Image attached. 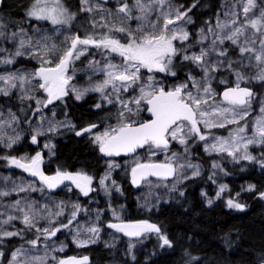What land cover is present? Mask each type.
<instances>
[{
	"label": "trees",
	"instance_id": "trees-1",
	"mask_svg": "<svg viewBox=\"0 0 264 264\" xmlns=\"http://www.w3.org/2000/svg\"><path fill=\"white\" fill-rule=\"evenodd\" d=\"M173 1L181 12L191 9L188 11L187 17L181 21H185L189 17L192 21L187 23L189 39L183 45L180 42H174L176 46L186 48L187 52L197 50L199 46L207 47L210 50L213 37L211 33H208V29L215 30L217 18L221 13L222 5L227 3L226 0ZM228 1L227 4H231L237 0ZM33 2L34 0H2L0 22L6 25L4 31L7 35L15 32L18 28L25 30L29 35H33L34 28L38 27L49 29V32L56 36L49 23L41 24L27 17L26 14ZM64 3L70 9L69 12L75 14V18L68 25L69 30L81 38L94 34L99 39L96 33L91 32L88 26L89 15L81 12L79 0H66ZM193 5L195 6L193 7ZM78 21H80L79 25L76 23ZM201 29H204L209 36V39L203 43L199 42ZM249 30L250 32L254 31L251 28ZM0 39L6 40L4 37H0ZM194 45L195 47H193ZM217 48L227 50V56H219L225 63L222 68L211 74L213 76L212 88L217 93L216 100L221 101L220 94L225 88L235 86L236 76L227 67V63L232 61V68L241 70L248 78L242 81L241 86L249 87L255 92L251 103L253 113L247 119L250 122V119L258 114L262 106L264 82L252 81L251 77L256 74V71L246 63V57L242 58L238 49L230 42H224L222 45L218 43ZM95 51L96 49L92 50V52ZM58 55L59 52L53 54L55 60L53 65L57 62ZM241 59H243L246 67L241 68L236 63ZM16 64L36 66L32 62L21 59ZM173 69L176 72L175 76L164 73L157 74L165 91H169L177 82L188 83L189 75L200 80L202 76L203 79L199 69L190 61H184L182 55L175 57ZM39 95L44 99L46 98L42 89ZM95 99L92 96L83 101H78L71 92H68V95L61 100L54 101L47 107H42V112L47 118H53L58 122L66 121L71 124V126L61 128L50 136L54 142V152L53 156L46 161L44 171L50 176L59 171L72 174L79 173L91 177L92 192L90 196H84L74 188L66 192L64 190L56 191L52 193V196L57 202L63 204L66 202L76 203L78 208H90L89 199L90 197L94 198L97 209L102 212V229L98 233L95 244L84 248L77 247L71 239V232H69L72 225L76 223L72 215L76 209L73 206H65L64 217L56 221L54 226L58 227L71 221L70 226L61 227L57 234L48 238L39 233V240L41 241L38 240L37 244L45 239L50 241L49 243H62L66 245L65 253L61 254L56 251L55 256L61 260L69 256H87L90 259L89 264H264V198L260 195L264 193L263 172L259 171L254 164L246 161L235 162L228 156L219 157L208 154L203 149V141L199 140L196 135L190 136L186 144L183 145L171 141L168 150L185 153L190 161L200 165L201 173L195 178L175 184L176 190L172 195L162 188H154L153 191L157 193L156 195H160L164 199L170 198V200L147 208V211L143 213L138 212L139 205L136 198L143 189L135 190L131 184L130 172L133 167L131 169L122 168L114 172L113 182L118 188V193L111 194L109 198H106L102 194L99 181L104 175L107 160L102 157L98 144L94 142L93 135L84 138L76 135L77 131L86 126L98 124L99 130H101L108 123L114 122V112L118 110L117 106L114 104L94 110ZM0 105L8 110L10 120V114L15 115L18 120L15 125L23 132L22 140L17 147L11 149L0 147V157L19 158L23 155L34 156L37 153L47 157L41 138L37 139V143H32V136L35 135L33 129L35 114L32 106L16 101L11 96L2 95H0ZM3 115L5 112L0 115V118L6 119ZM125 116L127 119H137L140 123L151 119V116H146L143 112L137 115L126 112ZM232 129L233 127L214 128L205 132L213 137L227 135ZM148 147V145L144 146L138 154H143ZM9 160L0 158V177L13 172ZM122 161L123 159L115 160L118 163ZM214 165H219V167H214ZM215 171L218 172L219 182L226 183L229 190L223 192L220 198L208 206L207 201L213 199L215 195L216 189L213 182ZM150 182L158 183L159 180H151ZM248 185H254L255 189L253 191L244 190V187ZM41 187L44 188V186ZM181 193L183 194L181 195ZM31 198L37 199L38 195L33 194ZM228 199L242 204L243 209L230 208L227 205ZM108 200H110L109 203ZM110 206L113 209L122 207L125 210L123 222L145 221L156 225L161 230L159 234L151 233L138 241L139 246L134 251L132 261L129 260V256L132 254L128 250L130 241L115 234L108 227L111 221L108 214ZM79 214L78 211L77 218ZM19 231L21 232L20 236L7 239L1 244L0 248L3 249L4 253L1 264H7L15 250L33 246L29 241L36 239L37 235L26 229ZM81 234L88 235V233ZM110 234L118 236L119 242L111 241L109 239ZM160 234L167 236L172 242L171 247L163 245L162 240L159 239ZM140 243L142 244L140 245Z\"/></svg>",
	"mask_w": 264,
	"mask_h": 264
},
{
	"label": "snow or ice",
	"instance_id": "snow-or-ice-1",
	"mask_svg": "<svg viewBox=\"0 0 264 264\" xmlns=\"http://www.w3.org/2000/svg\"><path fill=\"white\" fill-rule=\"evenodd\" d=\"M237 2L242 6V13L235 11V5H233L230 11L224 13L225 17H228L227 19L220 20L217 18L216 30L212 28L208 29V33H211L213 37L210 50L202 47L199 54L193 53L189 55L186 48L177 47L174 42L179 41L183 45L189 39V33L178 22L187 17L188 11H191L190 8L187 11L181 12L172 5L171 0H135L132 5H129L127 0H124L116 10L119 20L118 24L107 21L103 16L101 17V21L103 22L93 23V28L99 26L107 29V32L102 34L99 39L94 34L86 35L83 38L79 35H70L65 37L64 47L61 49H58L55 44L42 45L43 55L35 53L36 57L42 61V66L38 72L19 75L9 74L7 76L0 75V82H3L5 85L4 87H0V94L8 96L11 90L19 87L23 93L20 97L21 100L34 99V97L29 95L30 90H26L24 85L31 84L32 80H38L40 82L36 87L43 89L47 93V99L44 101L37 100V105L43 104L44 107H47V105L52 104L55 100H61L69 92L67 87L71 79V77L67 76L69 65L85 53L87 50L86 46L91 45L97 49L103 48L106 52L117 54L122 58V63L117 65L109 62L106 66L107 79L102 83L90 89L78 90L73 88L71 91L75 92L76 99L78 100L86 92L94 91L101 93L103 99L108 103H113V96H115L116 100H119L118 94L120 92L127 91L137 84L140 80L141 69H146L148 72L175 76L176 72L173 69L174 59L182 55L184 61L192 62L204 74L203 84L195 78L189 77L195 91L187 90V83L165 91L163 86H158L154 83L155 77H149L147 83L140 85L138 97H133L127 101H120V117L122 119H120L119 123L116 126H110L98 135L93 134L94 142L98 144L100 152L107 156L120 155L121 153L128 154L135 152L137 148H143L145 145H148L150 148L154 146L157 149H167L169 147V139L178 140L181 145L186 144V137L192 135L198 136L201 141L207 140L208 136L202 133L199 127L201 124H203L205 129L209 130L212 128H224L227 125H238L230 131L227 139L214 137L215 142L208 144L205 150L227 153L228 156L233 157L237 162L241 159L253 161L255 157L248 152L249 145L264 146V106L260 108L261 115L255 118L253 134L251 136L245 135L248 125L240 124V121L245 120L250 115L252 98L254 97V93L249 88L241 87V81H245L248 78L241 70L233 69L232 61H229L227 67L234 72L236 85L225 90L222 94V100L217 102L216 94L212 91L209 81L212 78L211 74L219 70L224 61L209 63L206 59L209 56V51L216 53L218 56H227V50L218 49L217 44L222 45L225 41H230L238 49L242 58L246 54H251L247 55V59L249 62L255 61L254 67L257 69V72L251 79L264 82V8H261L258 15L250 16V12L260 7L256 0H237ZM0 3H2V0H0ZM81 3L83 5L82 11L85 12L106 11L100 5L93 6L90 0H81ZM134 10L138 11L139 15H134ZM120 13L123 15L119 16L118 14ZM153 14H155L154 20L151 19ZM241 14L243 15L242 21L238 19ZM27 15L36 20L50 21L53 25H70L71 20L75 18V14L69 13L62 0H34ZM108 15L112 16L114 13L108 11ZM132 19L141 21V24L135 30L127 26V21ZM191 22L190 17L185 20V23ZM173 25L175 27H171ZM5 28L6 25L0 22V37L14 39L18 35V33L13 32L9 37L4 31ZM249 28L254 31L249 33ZM20 31L22 32L23 29ZM113 31L124 34V42H121V39L113 37L111 35ZM208 33H205L204 29L200 30V43L209 39ZM257 37H259V50L255 47ZM44 39H47V37H44ZM19 45L20 47L14 54L15 56L25 55L20 49L25 48V46L31 47V42L20 39ZM78 46L81 47L78 48ZM0 51H3V49H0ZM55 52H59V55L57 62L53 65V61L48 57L50 53ZM0 62L11 64L13 60L5 58ZM236 63L241 68L246 67L243 59L236 61ZM44 64L53 66L45 67L43 66ZM109 86L112 88V94L105 93V90ZM141 102L149 106L147 111L154 118L150 119L149 122L137 125L135 121L125 118V110L134 115L140 111ZM130 104H135L137 107L133 109L129 107ZM96 107L99 108L101 105L97 104ZM36 111H40V108L38 107ZM10 115V121L0 122V143L5 144L6 147H11L20 139L18 133L15 136H9L4 130L6 126L10 128L12 123L18 122L14 114ZM58 127V125H54L48 131H56ZM95 127H97L95 124L90 125L81 131H77L76 135H82L85 132L92 133V129ZM185 128H187V133L181 135V133H184ZM43 134L45 133L37 130L36 135L32 136V143H37V136ZM45 147H49V145H45ZM242 149L243 151H241ZM237 153H240V155L237 156ZM0 158L10 159L12 165L23 169L32 176H38L49 189L55 188L64 180H70L76 184V187L84 195H88V192L91 190L89 185L92 179L83 174L77 173L73 175L72 173L58 171L55 176H45L40 170L42 157L39 153L31 158ZM260 163L264 167V161H260ZM186 166L195 167L190 164L179 165L181 169ZM214 167H219V165H214ZM176 171L177 169L173 167L171 162L164 164L137 163L132 168L131 174L133 183L138 184L139 179L148 176H163L166 178L174 175ZM199 174L197 168L193 175L198 176ZM100 184L104 185L105 180H100ZM254 187V185L249 186L248 190L253 191ZM225 188L226 186H221L220 192H224ZM35 190L34 187L29 185L28 187H14L11 191L19 193ZM8 195H10V191H0V196ZM260 195L264 198V193ZM207 203L211 206L213 201L209 199ZM227 205L230 208L243 209L242 204L234 202L232 199H228ZM10 207L16 211H20L22 216L8 215L7 219L0 221V225H7L13 220L20 219L27 229L36 228V231L44 235L45 238L54 236L61 230V227L67 228L71 223L69 221L55 228L45 227L41 229L36 227L40 218L48 219L51 225L54 222L52 217L62 215L63 209L61 206H57L60 209L57 212L47 209V206L37 211L33 204H28L25 209L21 206V201L17 200ZM74 207L78 208V206ZM41 211H46L47 215L41 217ZM72 215L75 216L76 212L74 211ZM108 227L118 232H123L128 236H139L145 231H153L158 234L161 232L160 228L156 225L148 224L147 222L140 224H109ZM86 231L91 235L88 240H77L80 246H84L89 242L94 243L98 238L100 229L89 227ZM20 235V231H7L0 228V237L11 238ZM159 239L162 240L163 245L172 246V242L166 235L160 234ZM38 240L39 236L29 241V243L35 247ZM22 254L25 258L20 261L18 258ZM3 256L4 253L0 252V258ZM52 259H55V257H52ZM87 259V257H84L83 261H79L75 257H72L68 260H60L58 264H86ZM46 260L47 253L44 256L35 255L29 257L22 249H17L12 254L9 264H46Z\"/></svg>",
	"mask_w": 264,
	"mask_h": 264
},
{
	"label": "rangeland",
	"instance_id": "rangeland-1",
	"mask_svg": "<svg viewBox=\"0 0 264 264\" xmlns=\"http://www.w3.org/2000/svg\"><path fill=\"white\" fill-rule=\"evenodd\" d=\"M64 1H66V0H62L63 4L65 6ZM90 2L92 3L93 6L100 5L103 9L106 10V11L97 10V11H93L91 13L82 11L83 5L81 3V0H79V3H81V8H80L81 12H85L89 15L88 26H89L91 32L96 33V35H98V37L100 38V36L102 34H105L107 32V29L101 28L99 26L93 28V23L94 22H103V21H101V17L103 16L106 18L107 21L118 24L119 20H118L117 15H116V10L121 6V4L124 2V0H106V2H105V0H90ZM127 2L129 3V5H132V4H134L135 0H127ZM226 2L228 3L229 1L226 0ZM256 2L258 5H260V7H257L256 9L253 10V12H250L249 13L250 16L258 15L261 8H264V0H256ZM171 3L175 8L178 9V7L175 5L173 0H171ZM227 3L222 5V10H221V13L219 15L220 20H224V19L228 18V17H225L224 13L226 11H230L232 9L233 5H235V11L242 13V6L237 1H234L231 4H227ZM65 7L68 9V11H70V9L67 6H65ZM108 11H111L112 13H114V15L109 16ZM118 15L122 16L123 14L120 13ZM134 15H139V12L134 10ZM27 17L31 20L38 21L41 24L49 23L50 26L52 27V29L55 31L56 36L52 32H49V29L46 30L45 28H38V27L36 28L35 27L33 35L27 34L25 30H23L21 32L20 31L21 28H18L15 31L16 33H18V35L14 39H9V38H6V40L0 39V49H3V51H0V61H3L5 58H9V59L13 60V63H11V64H5V63L0 62V64H1L0 65V75L7 76L9 74L19 75V74H29V73L38 72L39 68L42 66V61L36 57L35 53H39L41 56L43 55L42 45H44V44H47V45L55 44V45H57L58 49H61L64 47L65 37L70 36V35H75L69 30L68 25H53V24H51L50 21L36 20V19L29 17L28 15H27ZM151 19H153V20L155 19V14H153L151 16ZM238 19H240L242 21L243 15L241 14V16L238 17ZM76 23L79 25L80 21H78ZM178 23L183 25L184 29L187 31V23H185V21H179ZM139 24H141V21H138L135 19L127 21V26L133 30H135ZM171 27H175V25H173ZM146 30H148V29H146ZM248 32L251 33L249 29H248ZM111 35L113 37L121 39V42H124V34L113 31L111 33ZM8 36L10 37L11 33ZM44 37H47V39H44ZM20 39L30 41L31 47L25 46V48L20 49L21 51H23L25 53V55L15 56L14 54H15L16 50L20 47V45H19ZM176 42H179V41H176ZM225 42H230V41H225ZM79 47H81V46H79ZM193 47H195V45ZM202 47L206 50H209L207 47L199 46L197 50H194V51L190 50L187 52V54H189V55H191L193 53L199 54V51ZM255 47L257 48V50H259V37L257 38V43H256ZM86 48H87V50L85 51V53L83 55H81L79 59L74 60L73 63L70 65L69 70L67 71V76L71 77L67 87L69 89V92H71V94L74 95L75 98H76V94H75V92L71 91V89H73V88L78 89V90L90 89V88L102 83L105 79H107V76H106L107 64L109 62H111L113 64H117V65L122 63V58L115 53L106 52V50H104L103 48L97 49L91 45L86 46ZM94 49H96V51L92 52V50H94ZM53 54H55V53H50L48 58H50L54 62L55 60L53 58ZM247 55H251V54H246V56H245L246 57V63L248 65H251L253 67V69L257 72V69L254 67L255 61L253 60V61L249 62V60L247 59ZM20 59L23 61H26V62H32V63L36 64V66L30 67V66H23L21 64H16L17 61ZM206 59L209 63H215L216 61H224L218 55H216V53H213L211 51H209V56ZM224 63H225V61H224ZM193 65H195V64H193ZM223 65L220 68H222ZM43 66L49 67L51 65L44 64ZM199 71H200V69H199ZM200 73H201V75H203V78H204V74L201 71H200ZM157 74H158V72H148L146 69H141L140 80L137 82V84L134 85L132 88H129L127 91L120 92L118 94L119 100H116L115 96H113V100H114L113 103H108L106 100L103 99L101 93L94 92V91H88L82 96L81 99H79V100L77 99L78 101H83L89 97L94 96L96 98L95 104L93 106L94 110H99V109H102L104 107H109V106L114 105V104L117 106L118 110H116L114 112V122L108 123L101 130L97 131L94 134L98 135L101 132H103L104 130H106L107 128H109L110 126H116L119 123L120 119H122L120 117V111H121L120 101H127V100L132 99L133 97H138L140 85L147 83L149 77H155L154 83L158 86H162V84L159 81L160 78L157 76ZM253 76H255V75H253ZM189 77L195 78L192 75H189ZM189 77H188V83H187L188 84L187 90L195 91V89H193V87H192V84L189 80ZM195 79L200 81L201 84H203V82H204V79H202V76H201V80L199 78H195ZM212 80H213V76L210 79L209 83H210L212 91L216 94V97H217V93L212 88V84H211ZM252 81H254L256 83H261V81H258L255 79H252ZM39 82L40 81H38V80H32L31 84H25L24 85V88L26 90H30L29 95L34 97V99L21 100L20 97L23 93L20 91L19 87L17 89L11 90L10 95H8L6 97L11 96L16 101L24 102V103H27L29 106H32L33 112L35 114V122L33 123L34 133L36 135L37 130H40V131L45 133L43 135L37 136V139H39V138L42 139L43 145H44V150L47 153V157L43 156L41 154V157L43 158V164L45 165L46 161L49 160L53 156V152H54V150H53L54 149V142L50 139V136L53 135L54 133H56L61 128L71 126V124L66 122V121L65 122H58V121L54 120L53 118H51V119L47 118L43 114V112H42L43 104L37 105L36 101L37 100H40V101L46 100L47 99V93L42 89L44 95H46L45 99L39 95L41 88L36 87V85ZM117 83H119V82H117ZM181 84H185V82L180 81V82L175 83L173 85V87L170 88V90H172L174 87H177ZM241 84H242V81H241ZM235 85H236V83H235ZM4 86L5 85L3 84V82H0V87H4ZM105 93L106 94H112V88L109 86L105 90ZM127 94H128V96H127ZM0 95L5 96L3 94H0ZM55 101H59V100H55ZM97 104H100L101 107L97 108L96 107ZM262 106H264V99H263ZM38 107L40 108V111H36V109ZM129 107H132L133 109H135L137 106L135 104H130ZM148 107L149 106L147 104H145L144 102H141L140 111L136 112L134 115H137V114H140L143 112L146 114V116H151V113L149 111H147ZM4 112H5V115H3V116L6 117V119L0 118V122L10 121V119L8 118L9 114L7 113L8 110H6L3 105H0V114H3ZM126 112L127 111L125 110V113ZM252 113H253V110L251 108L250 109V115ZM250 115H248L245 120L240 121V124H247V125L250 124L249 128H247V130L245 132V135H247V136H251L254 132V121H255L256 117L261 115L260 109H259L258 114L256 116L252 117L250 119V122H249L247 119L250 117ZM125 118H127V117L125 116ZM130 120L135 121L136 124L140 123V121L137 119H130ZM54 125H58L59 127L57 128L56 131L49 132L48 129ZM237 126L238 125H227L224 128L233 127V129H234ZM199 127H200L202 133H204V134L208 133L205 131H209V129H205L203 127V124L199 125ZM13 129H15V131H13ZM212 129H214V128H212ZM220 129H223V128H220ZM4 130L7 132V134L9 136H15L18 133L20 136V139L17 143L13 144L11 147H6L5 144H2V143H0V147L5 148V149H11V148L17 147L19 145L20 141L22 140L23 132L17 128L15 123H12V126L10 128L6 126ZM186 133H187V128H185L184 133H181V135H185ZM229 133L227 135H216L213 137L206 134L208 136V139L203 141L204 151L210 155H217L219 157L228 156L227 153H217L215 151L210 152V151H206L205 149H206L208 144L215 142L214 137H220V138L227 139L229 136ZM189 138L190 137H186V141ZM171 141L179 143L178 140L169 139V142H171ZM45 145H49V147H45ZM241 151H243V149ZM248 152L252 156L255 157V160L247 161V160L241 159L239 161H246V162L252 163L257 167V169L259 171L264 173V167H262L261 163H260V161H264V146H262V145H249ZM239 155H240V153H237V156H239ZM35 156L36 155H34V156L23 155L19 158H22V157L31 158V157H35ZM228 157L233 159V157H231V156H228ZM19 158H17V159H19ZM234 161L237 162L236 160H234ZM155 162H159V163L171 162L173 164V167L177 169L176 176H175V179L173 181H171L172 183L165 182V181H159L158 183H153V182H150L151 180L149 182L144 183V185L141 187L143 189L142 192L136 198L138 205H139L138 206L139 209H137V211L141 212V213L147 211V208H151L156 204H159L161 202H168L170 200V198L164 199L160 195H156L157 193L155 191H153L154 188H156V187L162 188V190L169 191L168 193L170 195H172L173 192L176 190L175 184H178L179 182L184 181V180H188V179H192V178L197 177L196 175H193L194 171L197 168L199 170V173H201L200 165L190 161L189 157L185 153H180L177 151L176 152L175 151H169L168 148L167 149H157L154 146L151 148L148 147V149L143 154H137L136 156H133L129 159H123V161L120 163L115 162V160H107V162L105 163L104 175L100 179V180L104 179L105 184L101 185L100 181H99V186L101 188L102 194L106 198H109V196L111 194L118 193L117 192L118 188L113 183L114 172H116L122 168H130L131 169L132 167H135L137 163H155ZM180 164H185V165L190 164V165H193L195 167H187L186 166V167L181 169L179 167ZM9 165L12 168L13 172L0 177V191H10V195L0 196V221L7 219L8 215H14L16 217L22 216V213L20 211H16L12 207H10L15 201L19 200V201H21V206L24 207L25 209L27 208V205L31 203L35 206V209L37 211H40V210L44 209L45 206H47V209H50L52 212H57L60 210L57 206H61L63 209L62 215L52 217L54 222L51 225L49 224L48 219H45V218H40L38 223L36 224V227L41 228V229L45 228V227L55 228L54 224L56 223V221H58L60 218L64 217V215L66 213V207H68V206L74 207L77 205H76V203H70V202H66L64 204L61 202H57L54 199V197L52 196V193H54L56 191H60V190H64L66 192V191H69L71 188H74V189H77L81 194H83V192H81V190L76 187V184L70 180H64L54 190L49 189L48 187H45V186H44V188H42L41 187L42 185L36 183L35 181H33L30 178V175L28 172H25L23 169L12 165L10 163V160H9ZM55 175H52V176H55ZM73 175H75V174H73ZM47 176H50V175H47ZM218 176H219L218 172L215 171L213 173V182H214V187L216 190H215L214 198L211 199L213 201V203L215 202V200L220 198L221 194L223 193V192L222 193L220 192L221 186H226L224 192H227L229 190V186L226 185V183H222V182L220 183L219 182ZM225 179H226V175H225ZM146 183H148V184H146ZM29 185L34 187L36 190L35 191L19 192V193L15 192V191H11L14 187H18V186L28 187ZM249 186H252V185H248V186L244 187V190L249 191L248 190ZM89 188L91 190L88 192V195L83 194L84 196H90V194L92 192L91 184L89 185ZM254 189H255V187H254ZM240 190H241V188H240ZM33 194H37L39 200H38V198L32 199L31 196ZM109 201L110 200H108V203H109ZM89 204L91 205L90 208L89 207H81V208L74 207L76 209V215H77L78 211L80 212V214H79L78 218L76 217V215L73 216L76 223L72 225V227L69 229V232H71L72 241L79 248H84V247H87V246H90V245L96 243V241L94 243L89 242V243L85 244L84 246H80L77 243V240L83 241V240L89 239L91 234L88 233L86 231V229H88L89 227H97L100 230L102 229V224H101L102 212H100L97 209L96 201L94 198L90 197ZM207 205H208V203H207ZM124 213H125V210L122 207L113 209L110 206L108 214L111 218V221L109 222V224H112L114 222H123V214ZM40 214H41V217H44L47 215V212L41 211ZM0 228H2L3 230H7V231H19L22 229L29 230L26 228V226L23 223H21L20 219L13 220L7 225H0ZM30 231L34 232L37 236H39V233L36 231V228H32ZM77 233H79V235H77ZM81 233H84V234L88 233V235L85 236V235H82ZM153 233H156V232H153ZM13 237H15V236H13ZM7 239H10V238L0 237V246ZM109 239L113 242H117V243L119 242V237L116 236L115 234H110ZM39 241H41V240H39ZM129 241L130 242L128 243V250L132 254L131 256H129V260L132 261L134 251L137 248V246H139V243H138V241H131V240H129ZM49 242L50 241L45 239L44 241L42 240V242L37 244L35 247L32 246V247H28V248H19V249H22L24 252H26L29 255V257L35 256V255L44 256L45 253H47L46 264H58V262L61 259L59 257L55 256L54 253L56 251L58 253H61V254L65 253L66 245H64L62 243H55L54 244V243H49ZM141 244L142 243H140V245ZM60 249H63V250H60ZM16 251L17 250H15L14 252H16ZM0 252H3L2 248H0ZM52 257H55V259H52ZM24 258L25 257L22 254L18 259L20 261H22ZM11 259H12V256H11ZM11 259H10V261H11ZM1 260H2V258H0V264H1ZM9 262L7 264H9Z\"/></svg>",
	"mask_w": 264,
	"mask_h": 264
},
{
	"label": "water",
	"instance_id": "water-1",
	"mask_svg": "<svg viewBox=\"0 0 264 264\" xmlns=\"http://www.w3.org/2000/svg\"><path fill=\"white\" fill-rule=\"evenodd\" d=\"M2 3H0V5H1ZM79 47V46H78ZM71 65V64H70ZM70 65H69V67H70ZM68 70H69V68H68ZM232 87H235V86H232ZM241 87H244V86H241ZM228 88H231V87H227V88H225L222 92H221V94H220V98H221V100H222V94H223V92L225 91V90H227ZM247 88H249V87H247ZM253 93H254V95H255V92H254V90L253 89H251V88H249ZM154 117H151V119H153ZM146 122H149V120L148 121H146ZM146 122H143V123H146ZM97 127H95V128H93L92 129V133H88V132H85L84 134H82V135H78L80 138H84V137H88V136H90V135H93L94 133H96L98 130H99V125L98 124H95ZM138 125V124H137ZM86 127H88V126H86ZM86 127H84V128H86ZM84 128H82V129H80L79 131H81V130H83ZM142 148H137L136 149V151L135 152H133V153H128V154H123V153H121L120 155H113V156H107V155H105L104 153H102L101 152V154H102V157L105 159V160H116V159H129V158H131V157H133V156H136L138 153H139V151L141 150ZM155 163H157V164H164V163H159V162H155ZM40 170L43 172V174L45 175V176H47V174L45 173V171H44V164H43V158H42V160H41V164H40ZM132 170V169H131ZM29 175H30V178L33 180V181H35L36 183H38V184H40V185H42V186H45V187H47V185H45L41 180H40V178L38 177V176H32L30 173H29ZM175 176H176V173L174 174V175H172V176H168V177H163V176H148V177H146V178H143V179H139V182H138V184H134L133 183V178H132V174H131V172H130V178H131V184H132V186H133V188L135 189V190H139V189H141V187L144 185V183L145 182H147V181H150V180H159V181H165V182H171V181H173L174 179H175ZM58 186H56L55 188H52V190H54V189H56ZM140 223H143V222H114V223H112V224H140ZM149 224V223H148ZM115 234H118V235H120V236H122V237H124V238H126V239H129V240H131V241H139V240H141L143 237H145V236H147L148 234H151V233H153V231H145V232H143L141 235H139V236H128V235H125L123 232H118V231H116L115 229H113V228H110ZM72 257H75L77 260H79V261H83V258L84 257H87V256H69V257H66V258H64V259H62V260H68V259H70V258H72ZM88 258V257H87ZM90 263V259L88 258L87 259V262H86V264H89Z\"/></svg>",
	"mask_w": 264,
	"mask_h": 264
},
{
	"label": "flooded vegetation",
	"instance_id": "flooded-vegetation-1",
	"mask_svg": "<svg viewBox=\"0 0 264 264\" xmlns=\"http://www.w3.org/2000/svg\"><path fill=\"white\" fill-rule=\"evenodd\" d=\"M130 222H145V221H130ZM118 235V234H117Z\"/></svg>",
	"mask_w": 264,
	"mask_h": 264
}]
</instances>
